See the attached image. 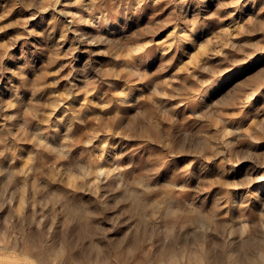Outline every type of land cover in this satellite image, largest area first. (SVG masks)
I'll list each match as a JSON object with an SVG mask.
<instances>
[{
	"label": "rangeland",
	"instance_id": "374dc122",
	"mask_svg": "<svg viewBox=\"0 0 264 264\" xmlns=\"http://www.w3.org/2000/svg\"><path fill=\"white\" fill-rule=\"evenodd\" d=\"M0 264H264V0H0Z\"/></svg>",
	"mask_w": 264,
	"mask_h": 264
}]
</instances>
